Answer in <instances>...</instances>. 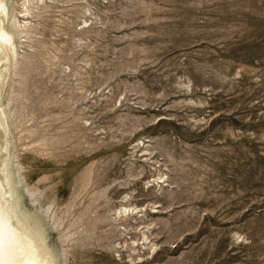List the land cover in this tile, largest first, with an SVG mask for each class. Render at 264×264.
Returning <instances> with one entry per match:
<instances>
[{
	"label": "rangeland",
	"instance_id": "1",
	"mask_svg": "<svg viewBox=\"0 0 264 264\" xmlns=\"http://www.w3.org/2000/svg\"><path fill=\"white\" fill-rule=\"evenodd\" d=\"M6 3L11 163L63 264H264V0Z\"/></svg>",
	"mask_w": 264,
	"mask_h": 264
},
{
	"label": "bare ground",
	"instance_id": "2",
	"mask_svg": "<svg viewBox=\"0 0 264 264\" xmlns=\"http://www.w3.org/2000/svg\"><path fill=\"white\" fill-rule=\"evenodd\" d=\"M26 2L15 0L21 13L26 10L23 7ZM6 4V0H0V264H63L61 249L48 240L49 226L44 223L45 217L38 209L25 207L11 163L9 121L6 117L14 110L5 112V115L3 100L7 93L8 100L15 96L7 86H11L9 76L15 72L17 63L12 30L14 23H10ZM142 211L137 206H122L116 209L114 216L118 220L134 219L137 222L136 231L142 235V243L149 244L151 251L153 245H150L147 229H143L139 222L143 217ZM59 220L56 218L55 222ZM68 237H61L62 242H66Z\"/></svg>",
	"mask_w": 264,
	"mask_h": 264
}]
</instances>
